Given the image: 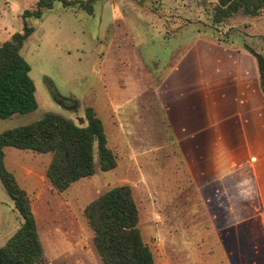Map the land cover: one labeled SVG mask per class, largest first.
Instances as JSON below:
<instances>
[{"label":"rangeland","instance_id":"1","mask_svg":"<svg viewBox=\"0 0 264 264\" xmlns=\"http://www.w3.org/2000/svg\"><path fill=\"white\" fill-rule=\"evenodd\" d=\"M36 2L0 0V44ZM216 2L94 0L91 13L55 2L27 20L20 53L37 109L0 119V133L47 112L85 128L90 108L116 160L101 171L94 145V174L56 193L42 181L50 154L4 149L31 200L42 264H103L83 209L121 185L155 264H264V87L246 49L264 60V10L213 24ZM185 79L205 94L206 142H194L204 126L182 117ZM21 222L0 182V248Z\"/></svg>","mask_w":264,"mask_h":264},{"label":"trees","instance_id":"2","mask_svg":"<svg viewBox=\"0 0 264 264\" xmlns=\"http://www.w3.org/2000/svg\"><path fill=\"white\" fill-rule=\"evenodd\" d=\"M76 0H37L35 7L25 9L21 16L22 29L0 44V119L24 115L37 109L35 87L29 77V67L21 55L33 28L29 19H40L44 11L52 10L59 2L63 8L91 13V4ZM143 4L146 0H137ZM264 10V0H217L213 24L222 23L237 13L252 18ZM255 58L264 87V60L246 47ZM87 126L80 128L61 115L47 112L32 123L0 133V182L14 209L21 217L15 233L0 248V264H42L41 244L31 200L4 165V149L11 147L50 154L44 178L56 193L66 191L75 182L91 177L93 148L103 172L116 167L112 151L100 119L90 108L85 110ZM83 217L93 233V245L103 264H155L149 247L143 242L138 228V210L127 185L113 187L83 209Z\"/></svg>","mask_w":264,"mask_h":264},{"label":"crops","instance_id":"3","mask_svg":"<svg viewBox=\"0 0 264 264\" xmlns=\"http://www.w3.org/2000/svg\"><path fill=\"white\" fill-rule=\"evenodd\" d=\"M257 71H258V67H257ZM258 76H259V73H258ZM184 82H185V87H184L185 89L182 87L177 88V90H182L184 94L181 97L185 102L180 105L181 109H183L182 117L187 119V121L197 123V124L204 126V127H201L198 125L200 128H204L202 130L200 129L199 131V136H201V134L203 135V132H206L208 129V103L206 104L205 94L204 92H202V90L192 88L193 83L192 82L187 83V79H185ZM252 85L255 86L254 79L252 81ZM257 85L262 90L260 86V78L258 80ZM263 101H264V98H263ZM263 101L261 102V104L263 103L264 105ZM196 135H198V132L193 133V136H196ZM207 136L208 135H203L199 138H194V142H199V141L206 142L208 141ZM30 174H31L30 171H28L27 175H30ZM42 181L46 182L44 179V176H42Z\"/></svg>","mask_w":264,"mask_h":264}]
</instances>
